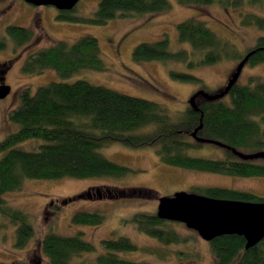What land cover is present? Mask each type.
<instances>
[{
	"label": "trees",
	"instance_id": "trees-1",
	"mask_svg": "<svg viewBox=\"0 0 264 264\" xmlns=\"http://www.w3.org/2000/svg\"><path fill=\"white\" fill-rule=\"evenodd\" d=\"M180 6L206 7L218 5L225 10L260 5L264 0H175ZM171 9L167 0H101L93 24H105L116 18H135L166 13ZM72 11H59L58 18L80 21L70 15ZM241 26L264 31V17L255 13L241 14ZM178 40L189 45L173 52L166 37L152 43H141L133 51V61L143 63H182L188 69L212 66L223 61H240L255 51L247 62L250 66L264 64V37L244 56L234 46L218 37L204 21L190 18L177 24ZM7 36L16 47L36 40L33 30L9 26ZM7 46L0 37V51ZM4 64L0 65L2 68ZM54 70L66 78L83 69L104 71L98 40L85 36L73 43L61 41L51 47L30 53L21 70L25 75H41ZM5 68L0 70V80ZM171 76L180 81L196 80L177 72ZM4 78V77H3ZM19 106L8 115L18 130L0 142V214L17 225L15 246L23 248L34 236L29 217L6 206L3 196L19 191L25 180H58L64 178L88 179L97 177H123L130 171L105 158L100 150L113 143L131 148L153 147L159 160L169 166L201 173L229 177H264V165L258 159L245 161L233 149L251 154L264 152V80L250 77L248 83L238 81L229 93L218 100L198 97L195 111L188 106L180 115H171L159 104L120 94L86 81L74 83L51 82L32 93L28 88L18 91ZM202 123L198 136L224 144L221 158L194 157L188 154L205 144L195 141L191 133ZM29 140L43 141L38 151L28 152L18 146ZM205 196L220 200L261 203L263 199L253 193L239 190L206 187L199 188ZM153 191L139 188L91 187L57 205L51 202L49 211L60 213L63 207L75 202L117 201L149 199ZM63 206V207H62ZM105 216L98 211H77L71 222L76 226L97 227ZM154 241L168 247L186 244L192 237L182 236L175 228L179 223L159 219L155 214L140 212L124 220ZM40 250L46 264H150L122 258L125 253L158 254L155 247L140 246L130 238L102 241L104 253L94 259L82 256L95 253L93 244L82 234L63 236L53 232L44 235ZM216 264H264V239L246 249L244 237L221 236L208 242ZM189 257V256H188ZM25 264V263H17Z\"/></svg>",
	"mask_w": 264,
	"mask_h": 264
},
{
	"label": "rangeland",
	"instance_id": "rangeland-1",
	"mask_svg": "<svg viewBox=\"0 0 264 264\" xmlns=\"http://www.w3.org/2000/svg\"><path fill=\"white\" fill-rule=\"evenodd\" d=\"M101 0H80L70 13L80 21L58 18L59 11L51 6L35 7L23 0H0V37L6 39L7 46L0 51L2 76L10 87L9 95L0 100V142L18 130V126L8 120L9 113L19 106L18 91L28 88L34 93L38 87L51 82L74 83L86 81L127 96L152 101L164 107L171 115H180L190 106L191 97L197 92L217 95L226 87L241 62L239 59L223 61L203 68L188 69L182 63H162L149 61L135 63L133 51L141 43H152L166 37L169 48L176 52L189 49V45L178 40L177 24L190 18L204 21L221 39L230 42L243 56L251 50L264 31L255 27L241 26V14L255 13L264 17V7L245 6L225 10L214 4L206 7L180 6L175 0H167L171 9L166 13L144 15L135 18H116L105 24L88 22L95 16ZM9 26L31 29L36 40L22 47H16L7 36ZM91 36L98 40L104 71L83 69L69 77L61 78L54 70L48 69L41 75H25L21 67L26 57L39 49L51 47L61 41L73 43ZM171 72L188 74L196 80L180 81ZM250 77L264 80V64H246L238 82L246 84ZM43 141L29 140L18 146L28 152L40 149ZM110 161L129 169L123 177H95L88 179L64 178L58 180H25L19 191L5 194L7 207L29 217L34 236L23 248L15 246L17 225L0 214V264H46L40 250V241L45 234L53 232L63 236L82 234L93 244L95 253L82 256L77 261L94 259L104 253L102 241L130 238L140 246L155 247L158 254L125 253L122 258L146 261L150 264H216L208 242L183 224L176 230L184 237H192L186 244L158 246L153 239L140 234L132 224H125L133 214L146 212L155 214L158 200L170 198L176 193L204 195L199 188L221 187L250 192L264 200V177L240 178L173 167L162 163L156 148H131L119 143L100 150ZM194 157L221 158L223 150L211 144L202 149L191 150ZM3 153H0V159ZM257 163L264 165V160ZM109 186L116 188H139L153 191L149 199L117 201L75 202L62 208L60 213L49 211V204L61 205L63 199L72 198L91 187ZM77 211H98L105 216L103 224L97 227L76 226L71 219ZM189 256V257H188Z\"/></svg>",
	"mask_w": 264,
	"mask_h": 264
},
{
	"label": "water",
	"instance_id": "water-1",
	"mask_svg": "<svg viewBox=\"0 0 264 264\" xmlns=\"http://www.w3.org/2000/svg\"><path fill=\"white\" fill-rule=\"evenodd\" d=\"M35 7L51 6L57 11H72L80 0H23ZM248 53L239 63L234 74L229 79L224 90L217 95H208L197 92L190 101V107L198 110L197 98L200 96L206 100H218L225 97L232 86L238 81L243 67L247 64L249 57L254 53ZM10 87L0 80V100L6 98L10 93ZM202 123L194 129L191 137L202 144H213L218 147H226L224 144L204 139L198 136ZM233 153L242 160L253 161L264 159V152L245 154L233 149ZM156 216L164 221L183 224L187 229L194 231L206 242L213 239L237 235L244 237L246 249L258 245L264 239V202L249 203L240 201L220 200L205 195L176 193L170 198L158 200Z\"/></svg>",
	"mask_w": 264,
	"mask_h": 264
},
{
	"label": "flooded vegetation",
	"instance_id": "flooded-vegetation-1",
	"mask_svg": "<svg viewBox=\"0 0 264 264\" xmlns=\"http://www.w3.org/2000/svg\"><path fill=\"white\" fill-rule=\"evenodd\" d=\"M5 83V82H4Z\"/></svg>",
	"mask_w": 264,
	"mask_h": 264
}]
</instances>
